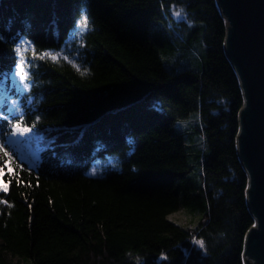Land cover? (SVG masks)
<instances>
[{"label": "trees", "instance_id": "obj_1", "mask_svg": "<svg viewBox=\"0 0 264 264\" xmlns=\"http://www.w3.org/2000/svg\"><path fill=\"white\" fill-rule=\"evenodd\" d=\"M85 17L79 66L37 57L21 113H10L17 41L38 55L57 50ZM155 22L180 26L182 46L200 38L206 70L169 73L149 34ZM224 37L216 0H0V145L14 160L1 176L0 264H243L254 221L236 151L243 98ZM193 111L207 145L200 187L183 135L170 132ZM19 120L42 146L33 165L15 148L24 136L7 139ZM107 154L121 169L88 175ZM182 206L201 211L194 229L166 218Z\"/></svg>", "mask_w": 264, "mask_h": 264}, {"label": "water", "instance_id": "obj_2", "mask_svg": "<svg viewBox=\"0 0 264 264\" xmlns=\"http://www.w3.org/2000/svg\"><path fill=\"white\" fill-rule=\"evenodd\" d=\"M225 20L224 53L238 80L236 151L247 176L245 200L253 225L243 261L264 264V0H216Z\"/></svg>", "mask_w": 264, "mask_h": 264}, {"label": "rangeland", "instance_id": "obj_3", "mask_svg": "<svg viewBox=\"0 0 264 264\" xmlns=\"http://www.w3.org/2000/svg\"><path fill=\"white\" fill-rule=\"evenodd\" d=\"M177 12L180 13L179 16L176 15ZM171 13L173 20L175 21L184 19V13L180 9L173 8ZM82 21L83 20L81 19L77 23L66 42L57 50L42 52L38 55L36 54L30 41L25 38H20L17 41L15 45L16 50L17 48H20L21 51L19 54L16 51L17 62L10 77L12 94L6 95L3 102L7 105L10 113H21L19 98L22 96L27 97V93L30 89L29 69L37 57H56L55 59H64L75 64V66H79L83 45L82 34L86 30V27L82 25ZM182 32L183 31L180 26H173L172 24H169L168 27L165 26L163 22H155L151 26L149 34L154 40L160 43L159 57L163 67L171 74H177L186 70L196 72L205 71L207 63L204 42L199 38L192 43L190 47L182 46V44L178 41L181 39ZM21 61H23V73L27 74L26 79L21 78L23 73L21 75H17V72L19 71L18 66L21 65ZM202 127L203 120L198 111L189 113L187 117L174 122L170 127V132L172 134L183 135V141L187 153V164L192 167L190 177L195 179L197 182L196 185L199 187L201 185L200 175L202 170V161L205 153L207 152L205 137L201 132L197 131L201 130ZM19 138L22 139V136L15 137L11 134H8L7 136L9 143H13V141H20ZM22 141L26 148H21L17 144L15 145L19 154L23 155V157L30 164L33 165L37 163L40 160L39 152L42 149V146L40 145L39 139L35 135L34 131L32 130L31 133L24 136V140ZM120 169L119 160L113 155L107 154L103 158H97L94 160L87 174L90 176H102L108 171H118ZM93 170L95 171L94 175L92 174ZM2 183L3 181L0 176V185H2ZM201 217V211L185 206L168 213L166 216L169 221L185 229H194L198 225ZM245 259L246 258H244L243 264H246Z\"/></svg>", "mask_w": 264, "mask_h": 264}, {"label": "snow or ice", "instance_id": "obj_4", "mask_svg": "<svg viewBox=\"0 0 264 264\" xmlns=\"http://www.w3.org/2000/svg\"><path fill=\"white\" fill-rule=\"evenodd\" d=\"M177 16L180 15L179 12L176 13ZM82 25L84 27L87 26V18L85 17L84 20L82 21ZM17 53L19 54L21 49L17 48ZM45 55H51V54H45ZM53 59H55L56 57H52ZM19 71L17 72V75H21L23 73V61H21V65L18 66ZM77 70H79V68H77ZM22 79H26L27 78V74L23 73V75L21 76ZM32 132V128L27 127V126H23V122L22 120L17 121L15 124H13L11 126V135L13 136H26L27 134ZM0 152L3 153L4 157H7V159H5L3 161V164H0V176H2L4 174V169L7 167L9 169V171L11 172V165L13 164L14 160L11 157V154L8 153L6 150H4L3 146L0 145ZM93 175L95 174V171L93 170ZM7 185L3 184L0 185V191H7ZM3 203H6V201H3ZM194 243L199 245L200 248H204V241L202 240H194Z\"/></svg>", "mask_w": 264, "mask_h": 264}, {"label": "bare ground", "instance_id": "obj_5", "mask_svg": "<svg viewBox=\"0 0 264 264\" xmlns=\"http://www.w3.org/2000/svg\"><path fill=\"white\" fill-rule=\"evenodd\" d=\"M4 102V101H3ZM248 181V180H247Z\"/></svg>", "mask_w": 264, "mask_h": 264}]
</instances>
